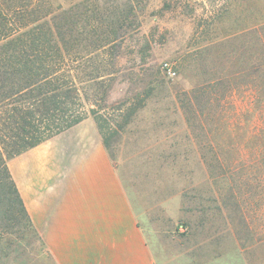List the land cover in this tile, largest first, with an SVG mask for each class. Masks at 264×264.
Masks as SVG:
<instances>
[{
    "label": "rangeland",
    "instance_id": "obj_1",
    "mask_svg": "<svg viewBox=\"0 0 264 264\" xmlns=\"http://www.w3.org/2000/svg\"><path fill=\"white\" fill-rule=\"evenodd\" d=\"M138 5L141 25L117 48L107 102L89 101L103 105L109 150L154 264H264V162L252 160L263 138L252 131L254 72L244 75L239 59L257 47L256 29L264 39V0ZM220 74L230 76V99L194 98V88ZM135 106L118 129V108ZM8 231L0 227V264H55L39 235L28 230L20 240Z\"/></svg>",
    "mask_w": 264,
    "mask_h": 264
},
{
    "label": "trees",
    "instance_id": "obj_2",
    "mask_svg": "<svg viewBox=\"0 0 264 264\" xmlns=\"http://www.w3.org/2000/svg\"><path fill=\"white\" fill-rule=\"evenodd\" d=\"M138 3L79 0L64 7L56 0H0V227L14 238H25L28 230L39 233L10 173L9 159L89 117L94 118L109 149L110 126L103 105L91 104L89 99L95 95L107 102L117 48L141 25ZM254 32L257 47L244 49L239 59L244 75L254 72L256 83L251 91L257 104L252 131L263 141L252 160L262 164L264 39L262 31ZM192 92L194 98H207L208 105L216 99L221 105L235 90L230 76L220 74L216 81ZM137 108H118L124 116L118 129L131 121Z\"/></svg>",
    "mask_w": 264,
    "mask_h": 264
},
{
    "label": "crops",
    "instance_id": "obj_3",
    "mask_svg": "<svg viewBox=\"0 0 264 264\" xmlns=\"http://www.w3.org/2000/svg\"><path fill=\"white\" fill-rule=\"evenodd\" d=\"M55 264H154L120 170L93 118L8 160Z\"/></svg>",
    "mask_w": 264,
    "mask_h": 264
},
{
    "label": "built area",
    "instance_id": "obj_4",
    "mask_svg": "<svg viewBox=\"0 0 264 264\" xmlns=\"http://www.w3.org/2000/svg\"><path fill=\"white\" fill-rule=\"evenodd\" d=\"M164 68L166 69V71L168 72V74L170 75V76H175L176 75V71L172 68V66H170V64L169 63H165L164 64Z\"/></svg>",
    "mask_w": 264,
    "mask_h": 264
}]
</instances>
